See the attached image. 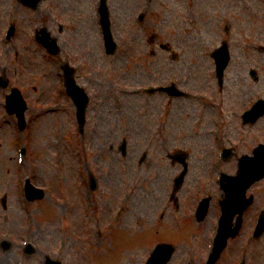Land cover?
I'll return each instance as SVG.
<instances>
[{"label": "rangeland", "instance_id": "rangeland-1", "mask_svg": "<svg viewBox=\"0 0 264 264\" xmlns=\"http://www.w3.org/2000/svg\"><path fill=\"white\" fill-rule=\"evenodd\" d=\"M12 1L0 0V32L10 7L13 10L16 8L18 15L17 34L12 44L0 41V62L4 64L6 61L8 47L12 50L19 45L22 49L23 73L25 67L31 73H40L42 68L46 71L37 80L25 71L26 75L19 80L20 84L28 86L30 96L34 99L36 95L41 97L40 102L39 99L35 100L34 107L30 109L34 119L30 134L26 135L27 146L31 150L29 163L30 168L36 170L34 177H37L38 185L50 180L57 196L68 199V204L62 207L48 194L44 205L37 201L34 204L39 219L35 232L36 249L38 251L40 247L43 257L47 251H60L67 264H128V261L129 264H143L145 249L151 250L155 243L143 237L133 244L131 232L137 233L143 227H154L153 220H158L164 208L167 210L164 216L166 222L169 219H181L183 214H188L194 220L188 205L192 194L200 195L196 192L194 177L203 174V164L209 158L210 136L207 131L216 109H221L226 119L225 136L230 139L236 138L239 133L246 136L240 149L235 151L244 152L250 144L264 141V117L255 124L242 125L237 116L255 97L264 96V51L260 50V46L264 45V0H109L113 31L119 44L113 55H108L104 49L94 7L96 0H65L68 7L60 13V18L54 11L60 0H44L38 9L21 4L18 10ZM69 13L74 14V28L62 37V41L68 40V44L64 42L66 46L61 55L53 57L35 40L34 31L44 23L52 29L56 28ZM141 13L144 14L143 19H140ZM152 33L158 35V39L153 42L150 40ZM222 39L229 41L233 59L227 70L224 92L216 93L208 51ZM161 41L174 45L179 56L173 58L162 49L159 44ZM60 59L80 64L79 80L97 89L84 134L76 130L69 98H66L65 103L68 106L61 113L35 117L42 103L51 100L54 95L58 80L56 62ZM252 68H256L260 74L257 82L249 74ZM2 69L0 67V72ZM170 75L180 78L182 86L191 89L198 95L197 98L186 96L174 99L164 110L162 95L145 96L125 90L133 88L140 80L143 83L164 81ZM34 85L38 87L37 91ZM204 92L210 95L214 93V99L222 100V103L208 110L201 121L205 103L200 94ZM160 125L163 129L155 133L153 129ZM60 128H63L66 137L62 161L57 160L54 146L56 130ZM229 131L232 133L229 134ZM122 137L129 140L127 156H119L115 149ZM17 141V134L10 123L0 128V198L5 191L4 185H8L9 178L16 172L14 150ZM183 147L193 155L194 172L192 170L189 173L184 190L180 192L182 201L189 200V203L179 209L168 208L165 201L166 186L172 182L180 165L169 161L166 153ZM139 151L150 152L141 166L140 174L144 179L138 183L133 172L136 170ZM156 156L164 159L162 164H168L169 168L164 177L156 176L153 180L146 171L152 163L159 168V162L154 159ZM88 163L93 171L98 169L101 172L103 169L104 173L102 185L95 197V207L89 209L83 184L80 183ZM236 168L233 160L224 169L235 172ZM252 191H256L262 201L264 180L255 184ZM127 192L130 193L129 198L126 197ZM15 202L10 204L6 212L0 202V217L4 219L9 216L8 228L16 233V239L19 240L25 219L24 211ZM121 206L124 209L119 216ZM259 206L260 199L251 209L250 216ZM94 210L95 223L90 221ZM48 211L51 213L48 214ZM4 212L7 215H2ZM219 212V203L214 200L199 230L194 228L193 232L196 233L186 234L187 240L178 246L169 264H190L188 253L194 246L200 251L198 260L202 259ZM114 217H117V224L109 231L108 225L111 221L115 222ZM98 222L101 225L106 222V230H103L102 245L97 244L95 247V255V224L98 225ZM251 224L252 220L243 230L242 236L230 241V247L218 264H231L239 259V246ZM175 229L176 232L170 235L181 240L182 233ZM123 234L128 240H125V236H119ZM140 235L142 233L137 236ZM157 235L165 237L169 234L161 230ZM13 249L14 254L16 252L19 256L15 245ZM4 254L5 251L1 253V258L5 263ZM261 254L264 258V235L250 249L249 264L262 262ZM43 257L25 258L21 264H44Z\"/></svg>", "mask_w": 264, "mask_h": 264}, {"label": "water", "instance_id": "water-1", "mask_svg": "<svg viewBox=\"0 0 264 264\" xmlns=\"http://www.w3.org/2000/svg\"><path fill=\"white\" fill-rule=\"evenodd\" d=\"M107 30L109 31V24L107 23ZM112 43V39H111ZM224 58H226V51L223 53ZM11 103L15 101L19 102V96L17 92L13 93ZM84 109V105H82V111ZM83 117V113H82ZM241 165V173L235 179H232L227 184L228 190V199L225 202L226 207V218L223 224V229L221 233L220 242L224 243L229 234L232 233V229L230 227L231 220L234 212L237 209H242L245 206L243 201L239 202L240 198L243 197L246 188L256 179L260 178L264 175V149L257 151V156L254 158H247ZM223 244H220L218 252ZM165 254L168 257L169 249L165 248ZM218 256V253L215 255Z\"/></svg>", "mask_w": 264, "mask_h": 264}]
</instances>
